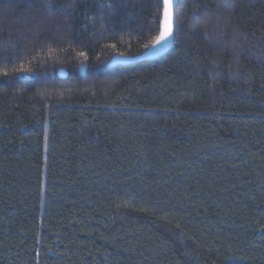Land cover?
<instances>
[{"label":"trees","instance_id":"1","mask_svg":"<svg viewBox=\"0 0 264 264\" xmlns=\"http://www.w3.org/2000/svg\"><path fill=\"white\" fill-rule=\"evenodd\" d=\"M103 3L0 0V264H264V0L115 69L158 0Z\"/></svg>","mask_w":264,"mask_h":264},{"label":"snow or ice","instance_id":"2","mask_svg":"<svg viewBox=\"0 0 264 264\" xmlns=\"http://www.w3.org/2000/svg\"><path fill=\"white\" fill-rule=\"evenodd\" d=\"M115 2L116 0H104V3L100 4L99 7L101 9L107 7L109 10H112ZM179 5L180 0H158L154 21L155 26L151 29V31L157 34L154 37V42L146 45L145 51L141 55H155L157 51L165 50L176 43L179 28L177 16ZM113 47L115 46L113 45ZM80 55L85 56V53L81 52ZM80 71H84L83 63L80 65Z\"/></svg>","mask_w":264,"mask_h":264},{"label":"water","instance_id":"3","mask_svg":"<svg viewBox=\"0 0 264 264\" xmlns=\"http://www.w3.org/2000/svg\"><path fill=\"white\" fill-rule=\"evenodd\" d=\"M174 47V45H171L170 47H167L165 50L157 51L155 55H139L136 57H121V56H115L112 61L108 64V69H115L117 67H129L134 64H139L142 62H152L159 60L166 56ZM86 68H84V71L80 74L83 76L85 74ZM58 76L62 80H67L68 78V72L66 70H60L58 72Z\"/></svg>","mask_w":264,"mask_h":264}]
</instances>
